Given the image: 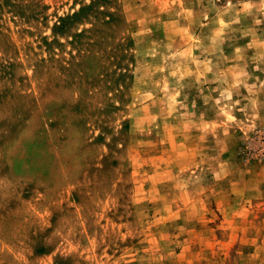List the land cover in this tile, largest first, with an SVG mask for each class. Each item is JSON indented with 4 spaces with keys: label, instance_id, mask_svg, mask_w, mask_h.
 Here are the masks:
<instances>
[{
    "label": "rangeland",
    "instance_id": "obj_1",
    "mask_svg": "<svg viewBox=\"0 0 264 264\" xmlns=\"http://www.w3.org/2000/svg\"><path fill=\"white\" fill-rule=\"evenodd\" d=\"M0 264H264V0H0Z\"/></svg>",
    "mask_w": 264,
    "mask_h": 264
},
{
    "label": "trees",
    "instance_id": "obj_2",
    "mask_svg": "<svg viewBox=\"0 0 264 264\" xmlns=\"http://www.w3.org/2000/svg\"><path fill=\"white\" fill-rule=\"evenodd\" d=\"M89 6H91V4L87 6H81L77 11L73 12L70 15L66 14L64 16L58 17L56 23L52 27V31L56 34L64 33V31L67 29L68 25L70 24L71 20L76 19L77 14H79L84 8H88Z\"/></svg>",
    "mask_w": 264,
    "mask_h": 264
}]
</instances>
